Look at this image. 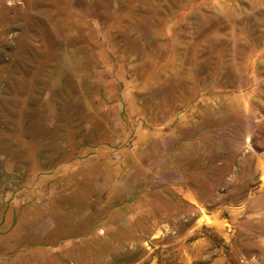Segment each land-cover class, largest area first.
Masks as SVG:
<instances>
[{"label": "rangeland", "instance_id": "374dc122", "mask_svg": "<svg viewBox=\"0 0 264 264\" xmlns=\"http://www.w3.org/2000/svg\"><path fill=\"white\" fill-rule=\"evenodd\" d=\"M0 264H264V0H0Z\"/></svg>", "mask_w": 264, "mask_h": 264}, {"label": "water", "instance_id": "95a60500", "mask_svg": "<svg viewBox=\"0 0 264 264\" xmlns=\"http://www.w3.org/2000/svg\"><path fill=\"white\" fill-rule=\"evenodd\" d=\"M74 59H75V58H74ZM121 184H122V183H118V185H117V186H118V187H121ZM122 187H123V186H122ZM116 188H117V187H116ZM124 188H127V189H128V187H127V186H125Z\"/></svg>", "mask_w": 264, "mask_h": 264}]
</instances>
